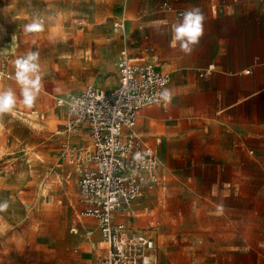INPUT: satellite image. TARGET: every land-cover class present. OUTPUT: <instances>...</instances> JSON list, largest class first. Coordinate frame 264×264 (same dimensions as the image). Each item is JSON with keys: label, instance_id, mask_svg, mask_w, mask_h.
<instances>
[{"label": "rangeland", "instance_id": "obj_1", "mask_svg": "<svg viewBox=\"0 0 264 264\" xmlns=\"http://www.w3.org/2000/svg\"><path fill=\"white\" fill-rule=\"evenodd\" d=\"M160 1L127 12L133 23L129 50L152 47L159 67L175 59L171 44L159 41L172 35L174 16L161 14L168 22L150 24L164 16L142 15ZM126 2L0 0V46L12 71L3 89L12 88L19 96L14 60L28 51L39 52L42 76L33 108L18 104L14 114L0 115V201L10 204L0 213L8 225L0 233V264H102L105 247L97 222L80 217L76 173L67 177L72 166L58 148L62 138L55 133L65 130L67 118L57 101L75 97L86 86L116 87L115 60L122 44L112 30ZM36 19L43 22V31L25 32V25ZM142 25L145 32L139 30ZM148 32L152 39L145 40ZM207 57L204 42L190 56ZM35 110L45 118L37 120L31 115ZM188 130L199 134L172 142L166 152L160 172L164 187L139 201L150 202L159 226L157 264H264V138L232 148V160H212L205 129L197 124ZM221 203L224 211L218 214Z\"/></svg>", "mask_w": 264, "mask_h": 264}, {"label": "crops", "instance_id": "obj_2", "mask_svg": "<svg viewBox=\"0 0 264 264\" xmlns=\"http://www.w3.org/2000/svg\"><path fill=\"white\" fill-rule=\"evenodd\" d=\"M164 1L166 0L155 4L142 17L173 14V27L182 21L177 12L183 13L193 7H199L205 16L204 35L200 42L205 43L208 57L191 59L192 53L184 54L179 43L175 47L170 45L175 59H166L159 67L171 76V81L165 88L172 93L168 111L158 106L144 108L139 113L135 131L147 145L157 151L161 160L160 172L171 143L184 142L192 134L198 135L197 130L196 133L188 130L197 127V124L205 129L212 145L210 159L232 160L229 159L232 148H241L248 141L264 138V0H177L172 3L174 10L161 11L159 6ZM148 2L149 0H127L124 5L125 12L114 20L115 22L121 18L126 19L125 37L114 33L113 30L112 33L121 41L120 51L127 50L132 56L145 57L155 62V50L152 47L148 46L138 52H131L128 48V26H133V23H130L127 12L139 6L143 7ZM161 16L164 17L148 23L168 22L167 15ZM84 21L85 19L80 20L85 28ZM146 28L142 25L139 30L145 32ZM148 38L152 39V32H148L145 40ZM159 41L169 45L172 35ZM147 50L151 52L148 53ZM208 69H211L210 75L201 76ZM63 109L65 116L66 109ZM31 115L39 121L45 118V115L42 116L36 110L32 111ZM58 136L62 138L59 147L64 141L76 145L89 144V133L86 129ZM47 162L52 164L51 159ZM65 162L67 164L66 160ZM71 174H75L73 167L67 177L70 178ZM161 176L163 177L162 173ZM145 206L150 208L149 214L143 213ZM137 209L138 217L133 220L134 223L131 218L124 219L129 225L145 227L150 221L157 223L150 202L146 205L142 203ZM92 234L93 231H90L89 235ZM161 252L159 248V256Z\"/></svg>", "mask_w": 264, "mask_h": 264}, {"label": "built area", "instance_id": "obj_3", "mask_svg": "<svg viewBox=\"0 0 264 264\" xmlns=\"http://www.w3.org/2000/svg\"><path fill=\"white\" fill-rule=\"evenodd\" d=\"M175 1H164L159 10H174ZM177 16L182 17V12ZM125 22V18L115 21L114 33L125 37ZM116 67L114 89L86 86L75 97L57 101L58 107L66 109L67 122L65 130H58L56 135L81 129L89 133L88 145L64 141L59 149L76 173L80 217L97 222L105 244L101 263L157 264L156 222L135 227L124 219L138 217L140 199L165 184L157 151L140 138L135 128L144 108L158 106L168 111L170 103L162 101L159 93L168 86L171 76L155 62L132 56L127 50L120 51ZM210 73L208 69L201 76ZM11 78L9 57L0 46V82ZM143 213L149 214L150 208L144 207Z\"/></svg>", "mask_w": 264, "mask_h": 264}, {"label": "clouds", "instance_id": "obj_4", "mask_svg": "<svg viewBox=\"0 0 264 264\" xmlns=\"http://www.w3.org/2000/svg\"><path fill=\"white\" fill-rule=\"evenodd\" d=\"M205 16L199 7H193L182 13V21L173 25L172 47L179 43L180 50L188 55L194 50V47L200 43L204 35ZM44 29L43 22L39 19L25 25L24 30L27 33L41 32ZM15 80L20 86L19 96L12 88L0 89V115L14 114V109L18 104H23L26 108H33L38 94L42 87V76L39 64V52L28 51L26 54L14 60ZM162 101L170 103L172 93L169 89H164L159 93ZM215 187V186H214ZM10 207L8 200L0 201V213L6 212ZM224 211V205L218 204L216 212L218 214ZM8 225L3 222L0 216V233L7 230Z\"/></svg>", "mask_w": 264, "mask_h": 264}, {"label": "bare ground", "instance_id": "obj_5", "mask_svg": "<svg viewBox=\"0 0 264 264\" xmlns=\"http://www.w3.org/2000/svg\"><path fill=\"white\" fill-rule=\"evenodd\" d=\"M57 24H58V23H57ZM57 24H56V25H57ZM0 89H3L1 83H0ZM49 115L51 116V119H52L53 117H55L53 113H50Z\"/></svg>", "mask_w": 264, "mask_h": 264}]
</instances>
